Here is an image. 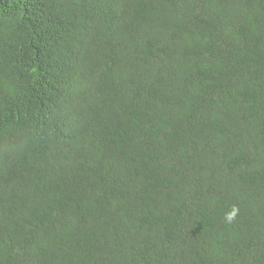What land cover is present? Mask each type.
Listing matches in <instances>:
<instances>
[{"label":"trees","instance_id":"16d2710c","mask_svg":"<svg viewBox=\"0 0 264 264\" xmlns=\"http://www.w3.org/2000/svg\"><path fill=\"white\" fill-rule=\"evenodd\" d=\"M0 264H264V0H0Z\"/></svg>","mask_w":264,"mask_h":264},{"label":"clouds","instance_id":"9594fccd","mask_svg":"<svg viewBox=\"0 0 264 264\" xmlns=\"http://www.w3.org/2000/svg\"><path fill=\"white\" fill-rule=\"evenodd\" d=\"M235 213H233L232 215L234 216ZM232 217L230 216L229 219H231Z\"/></svg>","mask_w":264,"mask_h":264}]
</instances>
